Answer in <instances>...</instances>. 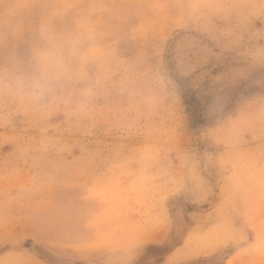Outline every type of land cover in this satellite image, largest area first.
I'll return each mask as SVG.
<instances>
[{
    "label": "rangeland",
    "instance_id": "374dc122",
    "mask_svg": "<svg viewBox=\"0 0 264 264\" xmlns=\"http://www.w3.org/2000/svg\"><path fill=\"white\" fill-rule=\"evenodd\" d=\"M0 264H264V0H0Z\"/></svg>",
    "mask_w": 264,
    "mask_h": 264
},
{
    "label": "clouds",
    "instance_id": "9594fccd",
    "mask_svg": "<svg viewBox=\"0 0 264 264\" xmlns=\"http://www.w3.org/2000/svg\"><path fill=\"white\" fill-rule=\"evenodd\" d=\"M40 35L43 46L35 53L31 70L18 72L11 83L15 93L26 95L36 102L55 94L78 78L74 44L58 37L47 27L41 29Z\"/></svg>",
    "mask_w": 264,
    "mask_h": 264
}]
</instances>
